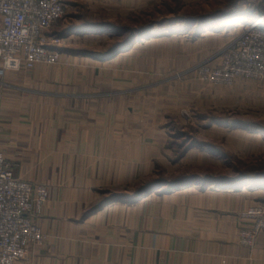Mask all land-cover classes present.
<instances>
[{"label":"crops","instance_id":"0c3cea01","mask_svg":"<svg viewBox=\"0 0 264 264\" xmlns=\"http://www.w3.org/2000/svg\"><path fill=\"white\" fill-rule=\"evenodd\" d=\"M143 4L69 0L67 15ZM104 23L63 31L65 46L52 48L61 64L0 75V153L17 177L50 191L33 215L45 241L15 264H264V233L251 246L240 239L264 188L202 183L136 196L171 154L165 114L159 104L150 114L149 80L135 78L145 73L126 53L104 57L110 34L94 28Z\"/></svg>","mask_w":264,"mask_h":264},{"label":"rangeland","instance_id":"374dc122","mask_svg":"<svg viewBox=\"0 0 264 264\" xmlns=\"http://www.w3.org/2000/svg\"><path fill=\"white\" fill-rule=\"evenodd\" d=\"M143 2L133 11L120 12L112 7L86 17L94 23L109 21L94 26L103 27L110 34L108 41L100 44L115 55L126 53L130 65L145 73L135 78L139 82L141 78L149 80L150 114L157 112L158 104L160 110L163 107L165 120L161 126L171 154L163 164L165 169L156 172L148 184L164 181L154 191L166 192L171 191L167 183L183 184L177 189L202 183L218 186L212 184V177L242 180L230 186L263 189L264 75L239 77L229 85H216L204 80L201 68H219L221 55L235 52L236 49H229L245 36L254 20H261L264 28V0ZM68 10L47 35L51 49H62L65 45L58 42L62 32L77 33L87 19L70 17ZM125 28L130 31L121 34ZM81 44L82 41L76 43L74 48ZM192 150L194 153L189 154ZM258 197L264 201V194ZM260 204L264 202L255 206Z\"/></svg>","mask_w":264,"mask_h":264},{"label":"built area","instance_id":"2783aa9c","mask_svg":"<svg viewBox=\"0 0 264 264\" xmlns=\"http://www.w3.org/2000/svg\"><path fill=\"white\" fill-rule=\"evenodd\" d=\"M68 1L0 0V75L62 63V54L50 48L47 35L66 16ZM257 21L229 49L235 52L221 55L219 68H201L204 80L229 85L239 77L264 75V28L257 26ZM49 198L47 186L32 187L17 177L13 165L0 153V264H15L43 245L45 236L33 215ZM243 219L251 228L241 231L240 239L251 246L264 233V204L250 208Z\"/></svg>","mask_w":264,"mask_h":264},{"label":"trees","instance_id":"16d2710c","mask_svg":"<svg viewBox=\"0 0 264 264\" xmlns=\"http://www.w3.org/2000/svg\"><path fill=\"white\" fill-rule=\"evenodd\" d=\"M121 31V34H126V33H128L129 31H130V29L129 28H125V29H121L120 30ZM130 40H132V37L130 36V38L127 40V43L129 44V41ZM127 43L124 45L123 44V46L124 47H126V45H127ZM114 50H117V48L116 49H114ZM114 50H112V51H114ZM120 51V50H119ZM113 55V52H109L108 54H106L104 57H108V56H112ZM209 179H212V184L213 183H215V184H221V183H226L227 185H230V184H236V183H241V181L242 180H236V181H234V180H230L229 178L228 179H224V180H219V179H215V178H212V177H210ZM261 179V178H260ZM246 180V179H245ZM247 180H251V181H254V182H256V181H259V179L258 178H250V179H248L247 178ZM262 180H264V177L262 178ZM160 181H163V180H160ZM178 181V180H177ZM179 181H181V180H179ZM238 181V182H237ZM162 183H164V181L163 182H154V183H151V184H147V185H145L144 187H142L137 193H136V196H141V195H143V194H146V193H149V192H151V191H154V190H157V188L159 187V186H162ZM180 182H176V183H173V184H169V183H167V186H169L170 187V189H171V191L172 190H174V189H177L179 186H181V185H183V184H179ZM207 183V182H206ZM114 197V196H113ZM112 197V199H116V198H119V197H114L113 198Z\"/></svg>","mask_w":264,"mask_h":264},{"label":"bare ground","instance_id":"6f19581e","mask_svg":"<svg viewBox=\"0 0 264 264\" xmlns=\"http://www.w3.org/2000/svg\"><path fill=\"white\" fill-rule=\"evenodd\" d=\"M263 22L261 20H258L256 25L259 26L260 24H262Z\"/></svg>","mask_w":264,"mask_h":264}]
</instances>
